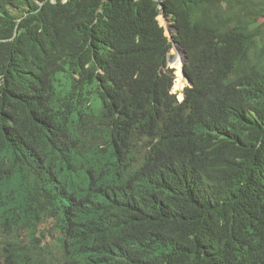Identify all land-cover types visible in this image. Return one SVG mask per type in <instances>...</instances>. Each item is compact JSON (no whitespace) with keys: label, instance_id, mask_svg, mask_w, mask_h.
<instances>
[{"label":"trees","instance_id":"obj_1","mask_svg":"<svg viewBox=\"0 0 264 264\" xmlns=\"http://www.w3.org/2000/svg\"><path fill=\"white\" fill-rule=\"evenodd\" d=\"M0 264H264V0H0Z\"/></svg>","mask_w":264,"mask_h":264},{"label":"water","instance_id":"obj_2","mask_svg":"<svg viewBox=\"0 0 264 264\" xmlns=\"http://www.w3.org/2000/svg\"><path fill=\"white\" fill-rule=\"evenodd\" d=\"M156 2H158L159 4H161V2L163 0H154ZM160 9V17L165 21V20H169L170 24L173 23V20H171L170 17H167L165 14V10L164 8L160 5L159 6ZM159 17V16H158ZM157 17V18H158ZM165 31H167L168 33V40L171 42V46L174 47V49L179 53L180 55V75L182 77V79H185L188 82V85L191 86V83L187 80L186 78V74L184 72V65L187 63L188 57L186 52L181 48V46L174 40V36L177 33V30H175L173 27L166 25V27H163ZM177 61L175 59V57H171L168 53L167 55V66H169L170 68H174V66H176Z\"/></svg>","mask_w":264,"mask_h":264},{"label":"rangeland","instance_id":"obj_3","mask_svg":"<svg viewBox=\"0 0 264 264\" xmlns=\"http://www.w3.org/2000/svg\"><path fill=\"white\" fill-rule=\"evenodd\" d=\"M158 21H159L160 25L163 27H166V25L171 26V24H166L165 21L160 16L158 17ZM165 35L168 36L167 31H165ZM169 55L171 57L178 56V58H179V67L178 68L174 67L175 81H174V85L172 88V93H176L177 99L181 100L183 97V90H184L185 86L188 85V83L186 80H183L181 78V75H180V66H181L180 55L177 53V51L174 49V47H171V49L169 51ZM177 70L179 72V75H177V73H176Z\"/></svg>","mask_w":264,"mask_h":264},{"label":"bare ground","instance_id":"obj_4","mask_svg":"<svg viewBox=\"0 0 264 264\" xmlns=\"http://www.w3.org/2000/svg\"><path fill=\"white\" fill-rule=\"evenodd\" d=\"M166 21H167L168 23H166ZM169 22H170L169 20H165V23H166V24H170ZM177 53H178V52H177ZM177 57H178V56H177ZM178 75H179V74H178ZM167 145H168V144H167ZM133 175H134V174H133ZM174 187H175V186H174ZM174 187H173V188H174ZM160 189H161V188H160ZM160 189H159V190H160ZM148 197H149V196H148ZM150 245H151V244H150Z\"/></svg>","mask_w":264,"mask_h":264},{"label":"clouds","instance_id":"obj_5","mask_svg":"<svg viewBox=\"0 0 264 264\" xmlns=\"http://www.w3.org/2000/svg\"><path fill=\"white\" fill-rule=\"evenodd\" d=\"M175 67V66H174ZM182 78V77H181ZM183 80H185V79H183ZM188 83V82H187ZM174 94H176V93H174ZM183 95H184V92H183ZM183 100V97H182V99L181 100H179V101H182Z\"/></svg>","mask_w":264,"mask_h":264}]
</instances>
